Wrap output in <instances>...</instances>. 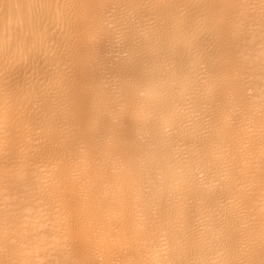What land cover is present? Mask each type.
I'll list each match as a JSON object with an SVG mask.
<instances>
[{"label": "bare ground", "instance_id": "obj_1", "mask_svg": "<svg viewBox=\"0 0 264 264\" xmlns=\"http://www.w3.org/2000/svg\"><path fill=\"white\" fill-rule=\"evenodd\" d=\"M0 264H264V0H0Z\"/></svg>", "mask_w": 264, "mask_h": 264}]
</instances>
